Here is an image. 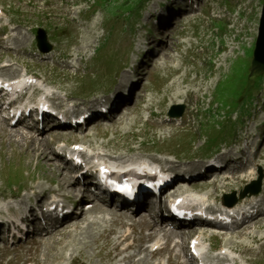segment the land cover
Instances as JSON below:
<instances>
[{"label": "rangeland", "instance_id": "374dc122", "mask_svg": "<svg viewBox=\"0 0 264 264\" xmlns=\"http://www.w3.org/2000/svg\"><path fill=\"white\" fill-rule=\"evenodd\" d=\"M6 1L0 0V4H6ZM86 1L92 5L91 10L86 14L83 13L82 17H75V11L67 9L66 15L69 20L66 21L68 23L60 21L59 24L65 30L60 33L63 38L54 43L57 55L69 58L72 65L81 68L78 76H74L73 70L61 73L55 68H44L43 71L46 77H51L52 91L55 96L67 95V97L90 99L99 96L105 87L112 89L113 76L119 77V82L124 74H128L125 67L130 61L133 62L139 41L145 35L147 36V32L139 30V25H142L152 12L155 13L154 4L155 8H159L158 6L165 2L164 0H147L148 3L144 4L141 9V18L132 21L133 18L128 17L131 14L129 10L136 8L140 0H107L109 4L106 6L99 5V0ZM261 1L215 0L206 6L203 13L201 10L191 13L188 20L175 25L171 38L162 44L165 54H160L159 59L153 60V65L140 76L139 89L144 87V81L148 83L147 93L143 99L132 102L133 106L117 117V121L104 123L97 129L87 131L86 135L74 134L68 139L62 137L64 141L81 140L88 137L101 142L99 137L105 135L103 137H107V140L111 139L109 141L111 146L124 149L130 148V145L137 146L139 142L145 141L147 144H142L144 150L165 147L167 152L194 163L196 162L193 161L194 158L210 156L211 149L217 150L221 145L207 147L208 131L217 134L219 130H223L227 134L230 128L231 134L226 136L229 143L242 137L246 132L253 134L264 119V108L260 106L258 111L254 109L258 103L260 104L257 96L251 106L252 94L258 89L260 81L258 78L254 80L256 85L254 88H250L248 81L252 55L250 50L254 46L257 34ZM78 6L75 9L77 11L84 7V5ZM111 11L116 13L115 16H112ZM219 26L223 30H220ZM67 27L71 29L67 30ZM64 35H66L65 38ZM24 39L27 41L26 44L30 42L27 35ZM137 60L141 62L142 59L138 57ZM102 62L107 64L106 67H103ZM115 70L119 72L116 73ZM14 71L15 69L11 72L17 74L21 69ZM128 76L129 78L137 77L135 74H128ZM170 78L174 82L169 81ZM186 94H188L187 98ZM261 94H264V91L259 95ZM174 97L184 100L186 109L188 108L187 103L193 106V103L198 101L193 108L199 110L197 120L200 122V127L196 132L185 126L187 132L182 131L173 136L171 143L166 141L165 146L160 143L158 139L161 137L158 136H166L168 133L164 130L170 131L171 129L164 126L160 131H155L151 128V124L143 125L144 112L148 107L153 106L156 113H165L169 102L175 104ZM244 108H246L245 112ZM3 126L6 125L3 124ZM5 128H2L5 132L0 136V201L2 198L11 196L9 184L18 185L23 190L33 183L38 191L51 190L58 183L59 186L65 187L63 178L66 179L67 174L59 170L57 172L55 165H50L53 160L49 162L44 159V155H40L43 154L45 148L47 149L48 139H46L45 148L38 149L32 145L30 140H26L24 144L20 136L12 137L11 133L16 129H9L7 126ZM52 136L51 139H53ZM180 137L182 138L179 139ZM207 139L208 142L204 144ZM227 145L230 146L223 143L221 147ZM32 149L36 154L32 152ZM36 155L41 156L39 157L41 160L39 158L37 160ZM261 158H264V145L261 148ZM257 163L263 166L261 162ZM262 168L264 170V166ZM251 173H254L253 170ZM49 180L56 183L50 185ZM82 222L84 221L79 220L78 223L82 224ZM87 222L88 224L80 228H75L74 223L71 227H67L86 230L90 226V222L88 220ZM257 225L256 228L261 225L260 227L264 229V220ZM82 232H71L69 237H66L64 232L62 234L59 232L56 235L61 234L62 236L53 239L61 238L65 245L62 246L63 242H58L57 245L62 244L53 248L46 241V246H40L38 249L35 246L26 247L21 255L23 257L28 256L27 254L31 255L36 264H69L70 260L77 256L79 257L78 264H108V260L105 259L106 251H102L101 256L99 255L103 241L94 242V238L99 236L101 229L92 226L88 234ZM28 250L29 253H27ZM55 256H61V260L53 263L52 259L53 261L58 260V257L53 258ZM5 261L0 253V264H4ZM14 261L11 264H22L23 262L22 257H17Z\"/></svg>", "mask_w": 264, "mask_h": 264}, {"label": "bare ground", "instance_id": "6f19581e", "mask_svg": "<svg viewBox=\"0 0 264 264\" xmlns=\"http://www.w3.org/2000/svg\"><path fill=\"white\" fill-rule=\"evenodd\" d=\"M128 84H127V80L125 79V77L123 78V84H120V86L121 87H126ZM117 96H118V93H114L113 94V96L112 97H110L109 99L110 100H112V101H115L116 99H117ZM119 98H121V97H119ZM114 121H117L118 119L117 118H114L113 119ZM112 120V121H113ZM0 130H1V127H0ZM74 134H78V133H73V132H68V131H65L64 133H62V132H52V133H50V135L49 136H47V135H43V134H39V135H36V134H30V133H21V132H18V130L16 131V132H12L11 133V136L12 137H17V136H20L21 137V139H22V142H25L26 140H30V142L32 143V145H35L34 147H36V148H40V147H43V148H45L44 146H45V143L47 142L46 141V139H48L49 140V142H48V147H47V149L45 148V150H44V152H43V154H40V155H44L45 157H44V159L45 160H47V161H52L53 160V154H52V152H51V143L50 142H56V141H58V140H64L62 137H67V139L68 138H72L73 136H74ZM51 135H53L52 137H53V139H51ZM62 138V139H59V138ZM80 137V136H79ZM77 140V139H76ZM81 140H85V139H81ZM65 141H67V140H65ZM32 152H34V150L32 149ZM35 153V152H34ZM36 154V153H35ZM37 156V155H36ZM39 157H41V156H37V160H38V158ZM40 159V158H39ZM41 160V159H40ZM170 170H172V167H170L169 168ZM61 175V174H60ZM64 179V181H65V187H61L62 189H65V190H67V191H70L71 192V194H73V193H78V192H80L83 188L81 187V185H80V181L78 180V179H73V180H71L72 178H71V173L70 174H67L66 175V179L65 178H63ZM217 192H218V188L216 187V185L215 184H213V192L210 194V198L212 199V200H214V201H217V199H218V197H217ZM251 203H257V204H262V203H264V199H262L261 198V196L259 195V196H257V197H251V198H248V199H245V200H242L236 207H238L239 205H241V204H251ZM235 207V208H236ZM96 211H101V212H105V209H103L102 207H94L93 209H91L90 210V212H96ZM77 220V219H76ZM72 220V221H70L68 224H67V226H70L71 227V224H73L74 223V225L73 226H75V228H80V226H82V225H85V224H88V222H87V220L84 218H80L79 220H82V221H84V222H82V224H79L78 222H79V220ZM150 218H149V221H147V220H142V222L140 223V225H144L145 227H147V229L149 230V232H150V234H149V238H152V237H154V234L156 233V226L155 225H152L151 223H150ZM263 220H264V213L263 214H261V215H259V216H257V217H255L254 219H252L247 225H246V229H252V228H255V229H257L256 228V226H258L257 225V223H259V222H263ZM76 221V222H75ZM92 224V222H90V224L89 225H91ZM116 224V223H115ZM135 224V223H134ZM263 224V223H262ZM121 225L123 226V224L121 223ZM261 226V225H260ZM258 227V229H263V228H261V227ZM264 227V226H263ZM73 228V227H72ZM240 229H243V227H241ZM207 230V228L205 229V228H202V227H195V228H191V229H188V231L189 232H193V233H199L200 235L201 234H204L205 233V231ZM59 232H61L60 230H56L55 232H54V235H56L57 233H59ZM106 233L108 234V235H111V234H113L114 233V230L113 229H109L108 231H106ZM239 235L240 236H243V237H246V233L243 231V230H241L240 231V233H239ZM259 240L260 239H264V231H263V233H262V236L259 238V237H257ZM123 242H121V243H119L118 245H120V244H122ZM162 250H166V249H161V250H158V251H162ZM141 251V250H140ZM143 251H147L146 249L145 250H143ZM167 251H170V249H167ZM127 259H130L131 260V258H127Z\"/></svg>", "mask_w": 264, "mask_h": 264}, {"label": "water", "instance_id": "95a60500", "mask_svg": "<svg viewBox=\"0 0 264 264\" xmlns=\"http://www.w3.org/2000/svg\"><path fill=\"white\" fill-rule=\"evenodd\" d=\"M264 68V6L263 14L260 21L259 36L254 51V59L252 62V73L257 74Z\"/></svg>", "mask_w": 264, "mask_h": 264}]
</instances>
